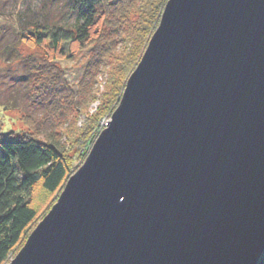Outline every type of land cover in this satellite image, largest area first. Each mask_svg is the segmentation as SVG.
I'll list each match as a JSON object with an SVG mask.
<instances>
[{"label": "water", "instance_id": "water-1", "mask_svg": "<svg viewBox=\"0 0 264 264\" xmlns=\"http://www.w3.org/2000/svg\"><path fill=\"white\" fill-rule=\"evenodd\" d=\"M264 0H170L85 164L10 264H259Z\"/></svg>", "mask_w": 264, "mask_h": 264}, {"label": "trees", "instance_id": "trees-1", "mask_svg": "<svg viewBox=\"0 0 264 264\" xmlns=\"http://www.w3.org/2000/svg\"><path fill=\"white\" fill-rule=\"evenodd\" d=\"M167 3L168 0H56V18L45 10L46 3L44 11H39L31 1L26 2L18 16L21 42L43 48L44 56L38 60L43 64L91 50L85 75L86 79L91 77L89 83L95 79L96 68L107 66L118 40L132 47L139 43L136 53L147 48ZM134 15L135 23L130 28ZM50 75L47 80L52 95L60 92L61 85L64 91L69 89L62 75ZM122 97V93L117 94L115 111ZM105 116L83 130L82 157H87L100 136L98 124ZM72 176L68 156L54 139L44 142L29 136L17 140L0 134V264L9 263L12 253L39 222L33 207L36 189L43 192L41 196H60ZM259 264H264V255Z\"/></svg>", "mask_w": 264, "mask_h": 264}, {"label": "rangeland", "instance_id": "rangeland-1", "mask_svg": "<svg viewBox=\"0 0 264 264\" xmlns=\"http://www.w3.org/2000/svg\"><path fill=\"white\" fill-rule=\"evenodd\" d=\"M30 1L35 9L39 7V11H44L46 3L47 13L56 18L58 16L56 0H0V134L17 140L29 136L44 142L54 139L68 156L72 175H75L85 164L95 144L86 158L81 156L85 141L83 130L93 126L102 115L107 116L99 121V135L106 128L115 112L117 94H124L127 82L148 46L136 53L139 43L132 47L125 40H118L107 66L96 68L97 82L91 79L88 83L91 77L86 79L85 75L91 50L78 52L72 58L43 64L38 60L44 56V49L29 47L21 42L22 30L18 16L24 11L25 3ZM135 18L136 15L129 23L130 28ZM50 74L53 77L62 75L69 89L64 91L61 85L60 92L52 95L47 80ZM42 193L40 188L34 192L33 207L39 215L37 226L50 213L63 192L54 197L41 196ZM34 230L12 253L8 264L20 253Z\"/></svg>", "mask_w": 264, "mask_h": 264}]
</instances>
